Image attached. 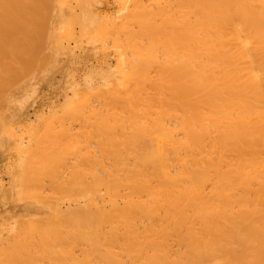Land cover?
<instances>
[{
    "label": "bare ground",
    "instance_id": "bare-ground-1",
    "mask_svg": "<svg viewBox=\"0 0 264 264\" xmlns=\"http://www.w3.org/2000/svg\"><path fill=\"white\" fill-rule=\"evenodd\" d=\"M54 1L0 0V98L5 96L8 89L10 91L13 84L16 85L17 81L19 83V78H22L19 75L24 77V75L28 73L24 72L29 69V67H31L30 71H32V64L35 63V60H40L41 57L39 56L40 58H38V49L41 48L38 47L35 53V43L38 42L40 44L39 40L45 38L48 34L51 35L52 33L60 32L61 27L56 28V26L62 23L63 18L61 15L54 17L55 9H51L55 3ZM99 1L101 0H98V2ZM124 1L125 0H123L121 6V2H119V6L117 7L119 10H115L116 14L118 13L117 17L113 15L114 19H111L109 18L111 14L106 13L110 15L107 16V19L106 17L103 19L97 14L95 15L98 17H91L92 10L89 9L91 5L89 1L77 0L82 11L76 17H71L68 21L65 20V23H63V26L66 25L63 30V35L66 36V38L68 37L71 39L72 34H76V29L72 28V24L77 22L74 25H78V31L81 36L83 34V36L87 35L89 37L87 38L86 36V40L92 38L97 44H100L99 41L102 40L100 42L104 47L103 51H107L108 49L105 50V47H108L114 41L115 44L113 42V44H111L112 47L114 45V49L117 46L122 49H120L122 54L119 58L121 59V57L125 55V63L131 67L132 73L129 84L126 86L123 84L125 87H118L119 85L113 79L115 83H113V81L110 83L114 84V90H112L113 88H109V90L101 89L102 91L99 92L97 96L99 95V97H102V102L99 101L100 99H98V103H94L97 102V99L94 102L91 101V104L94 106L90 105L92 108L89 107L91 108L89 109L91 113L87 108L89 105L87 106L86 104L90 102L88 100L87 102L85 101L86 103L84 102L82 104V101L80 102L78 99L81 105L78 104L79 106H76H78L77 108L80 107L79 109L81 110H77L76 106L74 107V109L77 110V117L84 118L81 120L86 121L85 117L88 116L86 118L90 119L91 122L82 121L84 124H81H87L86 126L89 124L90 126L92 123L94 125V128H91L92 131L97 129L95 124L96 121H100V131H96L98 135L93 132L94 135H100L99 138L95 135L90 139L89 137L92 136V132L89 129L90 127L88 126L87 129L84 128L91 132L90 134L86 132V138L88 139L86 140H92L93 143L97 141L96 143L99 145L94 143L95 145H91V147L94 148V150L97 149L101 154V157L99 156L100 159L97 161L100 167L96 166L97 164L95 165L94 162L96 160H91L95 155L93 154V157V155L90 154V161L94 164H91L93 170H91V167L89 168H91V172L97 170L94 169L93 165L99 168V171L103 168L104 171H101V174L98 170L99 173L96 171L101 177L102 173H105L103 178H99L100 176L96 174H92L94 177L92 178L95 179L97 176L98 180L96 179V181H98V184L95 182L97 186H105L108 190H112V197L109 196V202H99L103 195L99 196L100 200L97 199V196L105 193V190L103 193L100 192L101 194H98L99 191L97 192L96 190L95 199L92 197L95 191L94 193L92 191L93 194L90 193L92 196L88 193V196L90 195L93 199V201L91 200L86 203L89 205L88 207H79L82 204L77 203V206L79 205L77 209L73 208V210H70L72 208L70 206V211L68 210L66 213L63 212L64 214L62 217L67 219L65 222H68V227H66V229L62 227L64 231H62L53 220L48 221L47 225L46 223L42 225L44 227L40 225L44 223L43 221V223H38L41 221H36L37 224L35 223L36 225L31 227L34 234L30 235L31 238L29 237V239L33 241L31 243L32 246L35 247L40 244V246L44 247L45 245L50 252V254L46 252V254L48 253L49 255L48 258L52 260L50 264H264V0H172L175 1L174 3H172L171 0H126L127 3L130 1V3H132V6L130 4V8L127 9L125 6L127 3H124ZM101 2L99 3L101 4ZM61 3H63V1ZM116 4L118 5V3ZM169 5L171 9H168ZM51 10H53V13ZM171 10L174 12L172 13ZM104 13L105 12H103V14ZM67 15L69 16V14ZM108 19L111 20V22L114 21V26L110 28V30H107L106 23H104L109 22ZM108 24L111 25V23ZM38 37H40V39ZM82 40L84 41L83 38ZM44 41L46 40L43 39V44L41 43L43 45V47L41 45L42 48H44ZM107 41L110 44L105 46L107 45ZM96 48L100 49L99 46ZM118 48L116 49L118 50ZM48 51L47 53L50 58ZM45 53L46 52H44V54ZM97 53L95 54L93 52L91 54L97 55ZM36 54L38 55L36 56ZM118 54H120V52ZM73 57L75 56L73 55ZM102 57L104 58L103 55ZM112 57L113 55L111 59H114ZM36 58H38V60ZM44 59L46 60L47 58ZM116 60L117 62L114 61L116 64L118 62H120L119 64H121V62L123 64V61ZM61 62H63V60ZM42 63L43 62H40V64ZM108 64L104 63L101 65H105L106 67ZM35 65L37 66L36 63ZM91 65L92 63L90 66ZM94 65L96 66L97 64ZM110 65L107 67H110ZM47 66L48 65H46V67ZM119 66L118 64L116 65L117 69ZM121 67L122 65L120 68ZM38 68L41 69V67ZM38 68L36 73L40 74L43 68L39 73L38 71L40 69ZM74 69L75 67L73 71ZM105 70H110V73L112 72L111 67L103 71L105 72ZM122 70L123 69H121V71ZM30 71L29 73H31ZM75 71L73 72L74 75H76ZM94 71L95 73L97 72V70H93V72ZM110 75L112 76L113 74L111 73ZM26 76H28V74ZM101 76L103 77L102 72ZM106 76L107 75H105V77ZM69 77L70 76H68V78ZM34 78L36 79V77ZM39 78L37 77V79ZM94 79L96 78L94 77ZM21 80L20 82H22ZM69 80H73V78H69ZM87 80H90V82H88L89 84L93 82L91 79ZM102 81L104 82V80L101 79L100 84L103 83ZM70 83L68 84H73ZM80 83L82 84V82ZM88 83L85 85L88 86ZM68 84L65 83V86ZM96 84L98 83L96 82ZM104 84L107 85L106 83ZM59 86L58 89H60ZM69 90L68 87V91L66 90V92H69ZM77 95L83 97V91L79 90ZM63 96L61 95V97ZM91 96L89 95L90 98H92ZM82 97L80 98L82 99ZM58 101L60 100L58 99ZM1 102L0 111L5 108H2L3 102L6 104L7 101L3 100ZM57 103L58 102H56V104ZM99 103L102 104L97 107ZM65 104L67 103H64V105ZM64 105L61 107L58 105L57 107L62 108ZM43 107H45L44 104ZM49 108H53V103ZM85 108H87V110ZM43 109L44 108H42V110ZM54 109L56 110L55 106ZM30 110H32V107ZM67 110H70L69 113L67 111H62V113L60 110L62 115L60 116V114H58L60 118L65 114L63 118L60 119L57 117L58 115L55 117V119L58 118L57 121L60 119V122H57L53 118V120L56 121V125L54 124L55 127L58 126L57 123L59 125H64V120L66 121V118L70 120L72 116V124H70L72 128H74L72 120H74L73 117L75 116L73 115H75V112L69 115L73 108ZM82 111L83 113L88 111L87 114L90 113V115L84 114L85 117H82ZM56 113L59 112L57 111ZM92 113H94L93 115H97L96 118L91 115ZM0 114L2 115L1 112ZM66 114L68 117H66ZM4 115L10 117L9 113H5ZM44 115L46 116V114ZM55 115L52 116L54 117ZM92 117L96 119L95 123H93L95 119ZM78 118L77 120H79ZM32 120L34 121V119ZM69 122H66V124ZM104 122L109 125L113 124L114 128L105 127ZM75 124L80 127V123L75 122ZM45 125L48 126L47 128L50 133L46 136L48 130L44 129L47 130V132L44 131V133H41L43 135H41L42 137L39 141H36V149H34V147V151L33 149L31 150L35 153H30L31 156L23 161L26 165L28 160L27 168L23 165L24 170H27H22L27 172L30 177L38 171L43 177V180H46L44 178L45 175L50 176V174L53 175L54 173L56 177V174H63L62 172L65 171L64 175L60 177L64 179L65 175L68 176L66 171L68 173V169H70L72 172L73 170L71 168L73 167L71 166L75 167V165L78 164L79 170L78 168L76 169L78 175L76 176L74 171L70 176L72 179L74 177L75 182L79 185H76L74 182L71 183L70 180L72 181V179L68 177L69 181H65L66 186L65 184L62 185L65 189L58 185V182L62 183L64 182L63 180H57V183L54 184L56 178L52 180L54 181L52 183L53 185H50L52 182L51 179H47L46 181H50V184L48 185V183H45L47 186H43V180L39 179L42 178L40 175L39 177L32 176L33 178H29V176H27L28 178H26V173L24 178L23 173L21 177L25 180L23 179L22 184L26 182L23 189L24 193L30 192L31 189L34 188L36 190L34 192L32 191L31 195L30 193H25L26 196L22 192L24 197L21 196L22 194H19L21 198H23L22 200L27 199L25 198L27 195H30L28 198H32L34 194H37L36 196L38 197V193L39 196L42 197L43 195L41 196L40 190L37 187H46L48 193L50 190V192L56 193L55 190L59 188L57 193L59 192V194L61 193L62 195L64 191L67 192L69 190L66 187L70 186V188H73L72 190L75 191V187L80 188V183L85 181V178L83 177V180L81 177L86 174L83 164H88L85 153H87L88 151L86 152V150L91 147L89 146V148L86 142L88 149H86L87 147L85 148V145L82 143L81 149H83V146L86 149H84L85 151L82 150L83 152L76 150L77 148H70V146L75 147L76 144L77 146L81 144L77 142L78 140H74L73 136H71L72 134L69 133L72 130L69 124H67L71 128L69 130L65 129V125H61L64 129L58 126L61 128L59 129L61 132L57 129H55L57 131L53 130L55 127L52 126L51 122H49V125ZM50 126L53 127V131L57 132V135L50 130L52 128ZM78 126L76 128H78ZM83 127L84 126H81L80 130H82L81 128ZM66 128H68V126H66ZM15 129H12L14 133ZM25 129H27V126ZM78 130L79 128L77 131ZM80 130L78 131L80 133L77 135V139L83 136L80 134L84 132L81 133L83 130ZM18 131L20 132V130ZM33 131L34 130H32V132ZM63 131L66 132L64 133ZM75 131L76 130H72L71 133L73 132L76 135L78 132ZM34 134L35 133H33L31 137H33ZM66 135L67 137L69 136V141H66ZM155 135H158L157 138H160V142L157 151L154 153V148L151 150V144H149V142H152L153 136ZM24 138L26 137L24 136ZM63 138H65V141H63ZM71 138H73V143L75 142L76 144L74 143L73 145ZM33 143L35 144V142ZM33 145L31 146L33 147ZM96 145L98 148H96ZM14 147L19 148L17 145ZM20 148L19 150L21 151L23 147ZM67 150L72 152H67ZM73 150H76V153L79 151V154H81L80 156L77 155L79 158L81 156V158H83L84 156V160L80 158L75 164L74 162L78 160L77 155H71L72 157H70L69 154H74L75 152H73ZM92 150L89 151L92 153ZM8 152L7 150L6 153ZM113 152V163H111V160L110 162L109 160H107L108 162H100L106 158L109 159ZM18 153L16 152L14 154L19 155L18 158L20 159L21 156ZM24 153L26 155V152ZM82 153L85 155H82ZM28 154L29 153H27L26 156H28ZM66 154L69 156H66ZM104 156H106V158ZM66 157H68V161ZM69 157L71 159H69ZM69 160L70 162L73 160L70 164L71 166L69 165L70 168L67 164L70 163ZM85 160L87 161L83 162ZM80 161H82L83 164ZM17 162L19 163V160H16L15 164H17ZM72 163L74 165H72ZM62 164L67 165V167L65 169L62 168L63 171L61 170L62 172L60 171V173H57L58 165L62 166ZM49 165H52V167ZM47 166L50 168L48 169ZM80 166L82 169L84 168L83 171H80ZM11 167L10 165V168ZM50 170L54 172L52 171L51 173ZM77 177H79L80 180L82 178V180H76ZM88 177L87 175V178ZM28 179L31 180L29 181ZM32 179H34V181ZM35 180L38 181L36 182ZM87 180L91 183V179L89 180L88 178ZM93 181L91 184H94ZM85 182L84 184L87 183ZM5 183L7 184L6 181ZM90 183L86 185L93 188L94 185L92 186ZM22 184L19 187H21ZM36 184L38 186H36ZM41 184H43L42 187ZM56 184L58 185L57 188ZM73 184L76 186H73ZM86 185L84 186L86 187ZM79 188L78 190L80 191ZM8 189H6L5 194L7 200L9 197L11 198V195L9 197L7 196L8 191H10V194L12 192L10 190V185ZM43 190L46 194V190ZM67 193L71 194V191ZM74 193L75 192H73V194ZM63 195L65 194L63 193ZM77 195H79V193ZM85 195L84 193H82L84 197L79 195L80 199L81 197L87 199L88 197ZM49 196H51V193L45 197L47 198ZM71 196L70 198H72ZM90 196L87 200L91 198ZM53 197L52 195L49 198L53 199ZM13 198L15 199V197ZM43 199L45 200L44 196L41 201L44 205L45 202ZM51 199L47 200L51 201ZM56 199H58V197ZM66 199L69 200V197L67 196ZM80 199L78 200L80 201ZM120 199L124 201L122 206L117 204V200ZM67 200L63 202L67 203ZM73 201L72 198L71 201L68 202L72 204ZM24 203H21V207ZM101 203L104 205H101ZM39 205H41V203H39ZM57 205L60 204L58 203ZM6 206L3 207L4 209L2 208L3 211L6 209ZM67 206H69V204ZM67 206L65 205L64 207ZM28 208L29 207H27V209ZM46 209L48 208L46 207ZM54 209H56V207L53 208V210ZM30 221L33 222L32 219ZM30 221L27 220V222L33 224ZM15 222H13L14 225ZM27 222L25 223L24 221L25 225L28 226ZM10 224L11 223H9V225ZM18 224H16V226H18ZM9 225L8 227H10ZM25 225L21 227H27ZM55 225L58 228L56 232H53L51 229L52 226ZM4 227L5 226L2 225L0 229L3 230ZM58 230L60 231L58 232ZM20 231H22V228ZM25 231H22L24 233H21L20 236L26 235ZM16 232L17 231H15L16 235L14 239L19 235V232ZM10 233H6V235ZM65 233L66 235L68 233V235L75 236L82 240V242L81 240L79 241L88 253L86 258H82L80 255L79 258L78 256L74 257L75 255L71 257V254L69 251L67 252L65 246L69 244L70 247H72V245L77 244L78 241L74 243L75 241L73 242L72 240L75 239L69 238L72 243L69 242ZM61 234L63 235L61 236ZM13 235L12 233V236ZM3 236L5 235H2V237ZM7 236L10 237V235ZM59 236L62 238H59ZM63 236H66L64 238H67L65 240L67 242L64 241ZM6 237L5 239L7 240ZM21 237H17L16 240L12 238V240L16 243L18 239V243L22 244V248L24 249L23 243L26 246L27 244L24 241L25 239L23 240L24 237ZM19 238L22 239V242H20ZM5 239L1 240L0 238V245ZM12 240L11 245H9L10 241L6 242L10 247L7 245L4 246L3 244L2 247H0V250H2L3 246L5 247L0 254H4L3 252H5L6 255L7 253L3 258L4 260L0 257V264H24L25 262L27 264H34L35 262L36 264L38 262L34 260L38 258L34 255L37 249H35V253L31 250L33 248H29L32 252H29L28 249L25 251L24 249L25 253H28V257L31 253L34 255L24 259L27 255H25L23 250H19L18 252V246L20 245L17 243L15 244ZM48 240L50 242H48ZM49 245L52 247L50 246V248ZM69 245L67 246L69 247ZM42 247H40V252L46 249ZM63 247L65 249H62ZM79 247L80 245L78 248ZM81 247V250L78 248L75 250L78 249L79 252H81L83 251ZM71 250L73 251V248ZM86 251L84 250V253ZM21 252L23 256L25 255L24 258L20 256L22 255ZM40 252H37V254L39 253L40 255ZM46 256L47 255H45V257ZM59 257L62 260L59 259ZM31 261H33V263H30ZM39 263H42V261Z\"/></svg>",
    "mask_w": 264,
    "mask_h": 264
},
{
    "label": "rangeland",
    "instance_id": "rangeland-1",
    "mask_svg": "<svg viewBox=\"0 0 264 264\" xmlns=\"http://www.w3.org/2000/svg\"><path fill=\"white\" fill-rule=\"evenodd\" d=\"M54 1V0H53ZM63 1V3H61ZM85 1H89L90 2V6H89V9L90 10H92L91 11V14H92V16L91 17H94V16H99L100 18H103V19H105V17H106V19L108 18L107 16H109L110 14V16H109V18H111V19H114V17H117V14H116V9H118L117 7L119 6V2H121L120 3V6L123 4V0H108V1H106V0H101V1H99V2H101V4L98 2V0H95V1H93V0H85ZM106 1V2H105ZM112 1H113V3H115L116 1V3H118V5L115 3V4H113L112 3ZM115 1V2H114ZM168 1V0H167ZM172 1V0H171ZM55 3H54V5H53V8H51V9H55L54 10V12H55V14H54V17L55 16H58V15H61L62 16V18H63V21H62V23L60 24V25H58V26H56V28L57 27H61V29H60V32H58V33H52L51 35L50 34H48L45 38H43L44 40H46V41H44V48H42L43 47V39L41 38V40H39V42H40V44L38 43V42H36L35 43V53H36V50L38 49V47H40L41 49H38V54H36V56L38 55V58H40V60H44V61H40V60H38V58H36L38 61H36L35 60V63L37 64V66L35 65V63L34 64H32L33 66H34V68H33V66H32V71H30L31 70V67H29V69H27L24 73H26V72H28V73H26L25 75H24V77H26V78H24L22 75H19L20 77H22V78H19L22 82H20V80H19V83H18V81H17V84L15 85V84H13L12 85V87L10 88V91H9V89H8V91H6V94H5V96H2V98H0V102L1 101H7L6 102V104L3 102V104H2V108L3 107H5V108H3L0 112L2 113V115L0 114V186H2V187H0V209H1V211H2V213H1V211H0V226H1V228H2V225L3 226H5L4 228L5 229H7V230H5L4 228H3V230L2 229H0V234H2V235H5V236H3L2 237V235H0V238H1V240L2 239H5V237L7 236V235H10V237L9 236H7L6 238H7V240L5 239V240H3L2 241V244L5 246V245H7V243L6 242H9L8 244L9 245H11V240H12V238L14 239V236L16 235L15 234V231H17V232H19L18 234L19 235H17L16 237H15V239L14 240H16V238L17 237H21V238H23V240L25 241V243L27 244V246L26 245H24V243H23V246L25 247L24 249H25V251H26V249H28L29 250V252H32L33 251V253H35L34 251H35V249H37V252H40V247H42V246H40V244L38 245V246H32V242L33 241H31L32 239H29V237H30V235L31 234H34V231L31 229V227L32 226H34V225H36L37 224V222L36 221H41V222H38V223H43V224H40L41 226L42 225H44L45 223H46V225H47V222L48 221H51V220H53V221H55L56 223H57V226L62 230V231H64L63 229H62V227L64 228V229H66V227H68V222H65L67 219L66 218H64V217H62L63 216V214L64 213H66V212H68V210L70 209V210H73V208L74 209H77L78 208V206H77V203H79V204H82L81 206H79V207H84V206H86V207H88L89 205L88 204H86V203H88V201H93V199H92V197L94 198V197H96V190H97V192H98V194H101L100 192H105V193H103V194H101V195H98L97 196V199H99L100 197L99 196H102V199L99 201V202H104V201H106V202H109V196L110 197H112L111 196V192H112V190L110 191V190H108L105 186H97V182L98 181H96V179L98 180V177L96 176V178L95 179H93L94 177L92 176V174L94 175V174H96V175H98V173L100 172V174H101V171L103 172L104 170H103V168H101L100 170L101 171H99V168H96L95 167V165L96 166H99V164L97 163V161H98V159H100L99 158V156L101 157V154L98 152V150L96 149V148H98V146L96 145V150H94V148H92L91 147V145H95V144H98V143H96L97 141L96 140H94V141H96V142H94L93 143V141L92 140H89V141H87L88 139L86 138L87 137V135H86V132H88L87 134H90L91 132H92V136H90L89 138L91 139L92 137H94L97 133H96V131H100L99 130V127H100V121H96V116L97 115H93L94 113H92L91 115L92 116H94V117H92V118H94L92 121H93V123H95V121H96V127H97V129H94L93 131H92V129L94 128V125L91 123L90 124V126H89V124H88V126L90 127L89 129L91 130V132H90V130L89 131H87V130H85V129H87L88 128V126H86V125H82V124H84V123H82V121L83 122H91L90 121V119H88V118H86V117H88V116H86L85 117V115L84 114H86V115H90V113H91V111H89V109H91L92 107L91 106H93V104H91L92 102H94V101H96V99H97V102H94V103H98V99H100L99 101H101L102 102V100H101V96L99 97V95L97 96V94L99 93V92H101L102 90H109V88L110 89H112V90H114V84H111L112 82L111 81H113V83H115V81H116V83L119 85L118 87H120V86H123V87H125L127 84H129V79H130V76H131V73H132V71H131V67L130 66H128V65H126L127 63H125L126 61H125V59H126V57H125V55H123V57H121V59L119 58L120 56H121V54H122V51H120V49L121 48H118V46L116 47V48H118V50L115 48H113V47H115L114 45H113V47H112V45L111 44H113V42L110 44L108 41H107V45H105V46H108L109 44V46L108 47H105V50H107V51H103V46L101 45L102 43L100 42V41H102V40H100L99 41V43L100 44H97V42L93 39L92 40V38H90V39H87L86 40V36L87 35H84L83 36V34H82V36L80 35V33H79V31H78V25H74L75 23H77V22H75L74 24H72V28H74V29H76L75 30V33L77 34H72V37H71V39L70 38H66V36H64L63 35V30L65 29L64 27L66 26H63V23H65L64 21L66 20V21H68L71 17H76L81 11H82V8L80 7V5H79V3L77 2V0H55L54 1ZM131 2V1H130ZM127 3L126 2V0L124 1V3H127V5L125 4V6H126V9L127 8H130L129 6H130V4H131V6H132V3ZM175 1H172V3H174ZM94 3V4H93ZM106 3V4H105ZM172 3H170V4H172ZM56 4V5H55ZM69 4V5H68ZM99 4H100V7H99ZM63 5V6H62ZM110 5H111V7H110ZM173 5V4H172ZM55 6V7H54ZM78 6V7H77ZM105 6V7H104ZM107 6V7H106ZM109 6V7H108ZM125 6L123 5V7L125 8ZM94 8H96V9H94ZM119 8H121V7H119ZM132 8V7H131ZM171 9V7H170V5H169V7H168V9ZM99 9V10H98ZM105 9V10H104ZM172 9H173V6H172ZM53 10H51L52 11V13H53ZM79 10V11H78ZM115 11V12H113V11ZM119 10V9H118ZM117 10V11H118ZM129 10V9H128ZM127 10V11H128ZM57 11H58V13H57ZM60 11H62V12H60ZM63 11H64V13H63ZM100 13H99V12ZM111 11V12H110ZM172 11V13L174 12L173 10H171ZM93 12H95V13H93ZM99 14H98V13ZM103 12H105L104 14H103ZM102 13V14H101ZM106 13H110V14H106ZM57 14V15H56ZM67 14H69V16L67 15ZM95 14H97V15H95ZM63 15H64V17H63ZM113 15H114V17H113ZM97 16V17H98ZM109 20V19H108ZM102 22H104V21H102ZM104 23H106V26H107V30H110V28H112L114 25V21H112L111 22V20H109V22H104ZM108 23H111V25L110 24H108ZM53 25V24H52ZM108 26H110V27H108ZM70 27H71V25H70ZM73 32V31H72ZM67 34V33H66ZM53 35V36H52ZM50 37V38H49ZM85 37V38H84ZM39 39H40V37H38ZM47 38V39H46ZM73 38V39H72ZM82 38L84 39V41L82 40ZM87 38H89L88 36H87ZM59 40V41H58ZM62 40V41H61ZM85 40H86V42H85ZM114 40V39H113ZM42 41V42H41ZM61 41V42H60ZM91 41V42H90ZM112 41V40H111ZM53 42V43H52ZM65 42V43H64ZM70 42V43H69ZM84 42V43H83ZM38 43V44H37ZM42 43V44H41ZM62 43V44H61ZM64 43V44H63ZM92 43V44H91ZM96 43V44H95ZM94 44V45H93ZM106 44V43H105ZM114 44H115V42H114ZM41 45H42V47H41ZM54 45V46H53ZM80 45V46H79ZM87 45V46H86ZM92 45V46H91ZM76 46V47H75ZM100 47V49L98 48H96V47ZM52 47V48H51ZM90 48V50H96V51H90L89 50V48ZM102 47V48H101ZM50 48H51V50H50ZM88 48V49H87ZM64 49V50H63ZM79 49H80V51H79ZM87 49V50H86ZM110 49V50H109ZM113 49V50H112ZM43 50V51H42ZM49 52V55H50V58H49V56H48V53H47V51ZM70 50H71V52H70ZM85 50V51H84ZM99 50V51H98ZM122 50V49H121ZM40 51V52H39ZM83 51V52H82ZM112 51V52H111ZM114 51V52H113ZM42 52V53H41ZM44 52H46L45 54H44ZM74 52H75V54H74ZM79 52V53H78ZM97 53V55H94V54H91V53ZM120 52V54H118ZM41 53V54H40ZM64 53V54H63ZM83 53V54H82ZM113 53H115V54H113ZM86 54V55H85ZM45 55V56H44ZM73 55L75 56V57H73ZM83 55V56H82ZM88 55V56H87ZM102 55L104 56V58L102 57ZM113 55V57L112 58H114V59H111V56ZM119 55V56H118ZM40 56V57H39ZM101 56V57H100ZM60 57H62V58H60ZM96 57V58H95ZM44 58H47L46 60L44 59ZM49 58V59H48ZM74 58V59H73ZM88 60H87V59ZM95 58V59H94ZM103 59V60H102ZM106 59V60H105ZM110 59V60H109ZM116 59H118V61H123V64H122V62H121V64H119L120 62H118L117 64H118V66L120 65H122V67L120 68V66H119V68L117 69V67H116V62H117V60ZM51 60V61H50ZM63 60V62H61ZM99 60V61H98ZM75 61H76V63H75ZM86 61V62H85ZM92 61V62H91ZM102 61V62H101ZM114 61H116V62H114ZM40 62H43L42 64H40ZM50 62V63H49ZM88 62V63H87ZM97 62V63H96ZM110 62V63H109ZM49 63V64H48ZM92 63V65L90 66V64ZM108 64V65H110V67H111V70H112V76L110 75L111 73H110V70H105V72L103 71L104 69H110V67H107L108 65H106V67H105V65H101V64ZM113 63V64H112ZM44 64H46V65H48L47 67H46V65H44ZM70 64V65H69ZM73 64V65H72ZM94 64H97L96 66L94 65ZM41 65V66H40ZM45 67H44V66ZM86 65V66H85ZM89 65V66H88ZM124 65V66H123ZM44 68H43V67ZM76 66H78V67H76ZM98 66H100V67H98ZM35 67H36V69H35ZM38 67H41V69H42V71H41V69L40 68H38ZM75 67V69H74V71H75V74L76 75H74V71H73V68ZM94 67V68H93ZM103 67V68H102ZM116 67V68H115ZM37 68L38 69H40L39 71H38V73L40 72V74H37L36 73V70H37ZM57 68V69H56ZM88 68V69H87ZM90 68V69H89ZM93 68V69H92ZM99 68H102V69H99ZM115 68V69H114ZM126 68V69H125ZM47 69H49V70H47ZM80 69V70H79ZM119 69H120V71H119ZM121 69H123L122 71H121ZM31 72V73H29V71ZM93 70H97V72H98V74H97V72L95 73V71L93 72ZM116 70V71H115ZM63 71V72H62ZM69 71V72H68ZM71 71H73V72H71ZM53 72V73H52ZM65 72V73H64ZM80 72V73H79ZM101 72H102V75H103V77L101 76ZM24 73H21V74H24ZM70 75H69V74ZM72 73V74H71ZM94 73H95V75H94ZM99 73H100V75H99ZM106 73V74H105ZM109 75H108V74ZM119 73V74H118ZM28 74V76H26ZM35 74H36V76H35ZM54 74V75H53ZM67 76H66V75ZM115 74V75H114ZM127 74V75H126ZM129 74V75H128ZM38 75V76H37ZM41 75V76H40ZM64 75H65V77H64ZM72 75V76H71ZM101 76V77H99V76ZM105 75H107L106 77H105ZM125 75V76H124ZM68 76H70L69 78L70 79H72L73 78V80H69V78H68ZM76 76V77H75ZM121 76H124V77H121ZM34 77H36V79L34 78ZM37 77L39 78V79H37ZM64 77V78H63ZM66 77H67V79H66ZM94 77L97 79V81H96V79H94ZM23 78H24V81H23ZM64 80H63V79ZM100 78V79H99ZM104 78V79H103ZM119 78V79H118ZM78 79V80H77ZM87 79H91V81H93L91 84H89L88 82H90V80H87ZM104 80V82L102 83V84H100L101 82H100V80ZM115 81H114V80ZM117 79V80H116ZM33 80V81H32ZM37 80V81H36ZM51 80V81H50ZM55 80V81H54ZM58 80V81H57ZM79 80H81V81H79ZM98 83V84H96V82ZM99 80V81H98ZM27 81V82H26ZM36 81V82H35ZM74 81V82H73ZM75 81H77V82H75ZM87 81V82H86ZM107 81V82H106ZM28 82H29V84H28ZM53 82H54V84H53ZM59 82H61V83H59ZM73 83V84H71V83ZM80 82H82V84L80 83ZM88 83V86L87 85H85L86 83ZM111 82V83H110ZM121 82V83H120ZM16 83V82H15ZM65 83L66 84H68V83H70L71 85H66L65 86ZM75 83V84H74ZM85 83V84H84ZM104 83H106L107 85H105ZM49 84V85H48ZM64 84V85H63ZM100 84V85H99ZM109 84V85H108ZM125 86H124V85ZM24 87H23V86ZM43 85V86H42ZM60 85V86H59ZM85 85V86H84ZM92 85V86H91ZM95 85H96V87H95ZM17 86H19V87H17ZM58 86H59V88L60 89H58ZM90 86V87H89ZM110 86H112V87H110ZM15 87V88H14ZM53 87V88H52ZM68 87H69V92H66V90L68 91ZM105 87V88H104ZM23 88V89H22ZM41 88V89H40ZM43 88V89H42ZM66 88V89H65ZM77 88H79V89H77ZM88 88V89H87ZM50 89H52V90H50ZM61 89H63V90H61ZM65 89V90H64ZM102 89V90H101ZM16 90V91H15ZM33 90V91H32ZM48 90V91H47ZM61 90V91H60ZM79 90H82L83 91V94H84V96L82 97V96H80V95H77L78 94V92H79ZM46 91V92H45ZM20 92V93H19ZM31 92V93H30ZM42 92V93H41ZM50 92V93H49ZM52 92V93H51ZM63 92V93H62ZM65 92V93H64ZM44 93V94H43ZM47 93V94H46ZM54 93V94H53ZM71 93V94H70ZM40 94H42V95H40ZM73 94V95H72ZM85 94H89L92 98H90L89 97V95L87 96V95H85ZM21 95V96H20ZM27 95V96H26ZM29 95V96H28ZM40 95V96H39ZM46 95H49V96H46ZM54 95V96H53ZM61 95L63 96V97H61ZM97 97H99V98H97ZM19 96V97H18ZM42 96H43V98H42ZM66 96V97H65ZM73 96V97H72ZM76 96V97H75ZM77 96H78V98H77ZM96 97V98H94V97ZM4 97V98H3ZM47 97V98H46ZM61 97V98H60ZM71 97H72V99H74V100H72L71 99ZM80 97H82V99H84V100H82ZM84 97H86V98H84ZM21 98V99H20ZM40 98H41V100H40ZM51 98V99H50ZM53 98V99H52ZM70 98V99H69ZM77 98V99H76ZM92 99V100H89V99ZM10 99V100H9ZM44 99V100H43ZM48 99V100H47ZM58 99L60 100V101H58ZM64 99V100H63ZM70 100V101H67V100ZM76 99V100H75ZM78 99H79V101L81 102L82 101V104L86 101L87 102V100L88 101H90V102H85L86 104H87V108H88V111L90 112L89 114H87L88 113V111L87 112H84L83 113V111H82V117H85V119H86V121L85 120H81V119H84V118H78L77 117V115H76V112H77V110L80 108H77L79 105H81L80 104V102L78 101ZM95 99V100H94ZM21 100V101H20ZM40 100V101H39ZM42 100H43V102H42ZM47 100V101H46ZM53 100V101H52ZM58 102L57 104H56V102ZM67 101V102H66ZM92 101V102H91ZM10 102H13V103H10ZM17 102H19V103H17ZM41 102V103H40ZM49 102V103H48ZM62 102V103H61ZM2 103V102H1ZM52 103H53V108H49L51 105H52ZM64 103H67V104H65L64 105ZM72 103V104H71ZM73 103H74V105H73ZM89 103V104H88ZM40 104V105H39ZM43 104H44V106L45 107H43ZM56 104V105H55ZM79 104V105H78ZM102 104V103H101ZM101 104L99 103V105L97 106V107H99V106H101ZM6 105V106H5ZM62 106V105H64L62 108H60V107H57V106ZM70 105H71V107H70ZM76 105H78V106H76ZM91 105V106H90ZM42 106V107H41ZM54 106H55V108H56V110L54 109ZM76 106V109L77 110H75L74 109V107ZM86 106V105H85ZM9 107H11V108H9ZM32 107V110H30V108ZM38 107V108H37ZM67 107V108H66ZM89 107H91V108H89ZM94 107V106H93ZM42 108H44L43 110H42ZM57 108H58V110H57ZM72 109L73 108V110H72V112L69 114V115H71L73 112H75L74 114L75 115H73V116H75V117H73V119L75 120H72V122H73V127L74 128H72V126H71V117H70V120H68V118H66L67 120L65 121L64 120V125L66 124V122H69V123H67V124H69L70 126H71V128H72V130L74 131V130H76L75 132H78L79 130H80V127L81 126H84L83 128H81L82 130H80V131H82L81 133H83V134H80V135H83V136H81V138L82 137H84L83 139H81V138H79V139H77V135L80 133V132H78V133H76V135H75V133H71V131L69 132V131H67V132H69L70 134H72L71 136H73V138H74V140H78L77 142H80V144H78V145H80V146H77V144H76V146L75 147H72V146H70V148H77L76 150H79V151H81V152H83V151H85L86 149H88V147L90 148V149H88V150H86V152L87 153H82V155H85V158H87L88 159V164L86 165L85 163L83 164V162H86L87 160H85V161H80L84 166H85V175H84V173L82 172V174L84 175V176H81L82 178L84 177L85 178V181L87 182L88 180V178H89V180L91 181V183H92V181H93V183L94 184H91L89 181L86 183L85 181H83L82 183H80L81 185H80V191L78 190V188H76L75 187V191L74 190H72L73 188H70V186L69 187H66L67 189H69L70 191H71V194L70 193H67V192H70L69 190L67 191V192H65L64 190V194L65 195H63V193H62V195H61V193L59 194V192L57 193V190L59 189H56L55 190V192L57 193H54V192H50L49 191V193H48V189H46V187H43V188H39V187H37L39 190H40V194H41V196L43 195L44 196V198H45V200L43 199V201L45 202L44 203V205H43V202H41L42 201V197H40L39 196V193H38V197H40V198H38L36 195L37 194H34V196H32V198H28V196L30 197V195H31V192L33 191H35L36 189L34 188V189H31V191L30 192H25L26 194H29L30 193V195H27V197H25V198H27V199H24V200H22L23 198H21V196H23V194H25L24 193V191H23V189H24V186H25V184H26V182H25V184L23 183L22 184V182H23V179L26 177V178H28L27 176H29V178H33L34 176L36 177H39V175H40V173L37 171V173L35 172V174H33L31 177H30V175L27 173V172H24L25 170H27V169H25L24 170V167H23V165H25L24 163H23V161L24 160H26V158L28 159V157L29 156H31V154H33V153H35V152H33L34 151V149H36V141H39L40 139H41V135H43V134H41V133H44V131H46L47 132V130H48V126H46L45 124H47V125H49V122H51V124H52V126H54L55 127V123H56V121L58 120V118L57 119H55V117L58 115V114H60V116L62 115V113L63 112H68L69 113V111L70 110H67V109ZM81 108H82V106H81ZM87 108H85L86 110H87ZM95 108H96V106H95ZM39 109V110H38ZM55 111H54V110ZM62 109H64V110H62ZM83 109V108H82ZM16 110V111H15ZM47 110V111H46ZM60 110H61V112H60ZM79 110H81V109H79ZM3 111V112H2ZM49 111H50V113H49ZM59 112V113H56V112ZM30 112V113H29ZM34 112V113H33ZM81 112V111H80ZM7 114V113H9V115H10V117L8 116H6V115H4V114ZM27 113H29V114H27ZM34 115H33V114ZM44 114H46V116L44 115ZM48 114V115H47ZM50 114H52V115H55L54 117L52 116V115H50ZM33 115V116H32ZM64 115L65 114H63V116L61 117V118H63L64 117ZM67 115V114H66ZM79 115V114H78ZM80 115H81V113H80ZM5 116H6V118H5ZM43 116V117H42ZM51 116V117H50ZM57 117H59V115L57 116ZM66 117H68V115L66 116ZM3 118V119H2ZM50 118V119H49ZM53 118L56 120H53ZM60 118V117H59ZM60 118V119H61ZM77 118L79 119V120H77ZM91 118V119H92ZM30 119H31V121H30ZM32 119H34V121L32 120ZM46 119V120H45ZM52 119V120H51ZM60 119H59V121H57V122H60ZM88 119V120H87ZM20 120V121H19ZM43 120V121H42ZM98 120V119H97ZM54 121V122H53ZM63 121V120H62ZM61 121V122H62ZM77 121H79V122H77ZM6 122H7V124H8V126H7V124H6ZM43 122V123H42ZM75 122L76 123H80L79 125H80V127L77 125V124H75ZM3 123V124H2ZM71 123V124H70ZM82 123V124H81ZM98 123V124H97ZM55 124V125H54ZM65 125V129H71L70 127H69V125ZM104 124H105V122H104ZM6 127H5V126ZM57 125L60 127L61 125L62 126H64L63 124H61V125H59L58 123H57ZM78 126V128H79V130L77 131V129L78 128H76L77 126ZM98 125V126H97ZM26 126H27V129H25L26 128ZM30 126V127H29ZM35 126V127H34ZM52 126H50V127H52ZM58 126H56L54 129H53V127L50 129V127H49V129L51 130V131H53V130H55V129H57L59 132H61L59 129H61V128H59ZM61 126V127H62ZM66 126H68V128H66ZM92 126V127H91ZM105 127L107 126V127H109V128H114L113 126V124H105L104 125ZM8 127V128H7ZM15 127H16V129H17V131H16V129H15ZM7 128V129H6ZM19 128H21V129H19ZM35 128V129H34ZM85 128V129H84ZM92 128V129H91ZM12 129H15L14 131H15V133L12 131ZM44 129H47V130H44ZM53 129V130H52ZM62 129H64V127H62ZM5 130V131H4ZM18 130H20V132L18 131ZM31 130V131H30ZM32 130H34L33 132H32ZM35 130H36V132H35ZM42 130H43V132H42ZM57 130H55V131H57ZM24 131H26V132H24ZM55 131H53L55 134L57 133V132H55ZM65 131V132H66ZM4 132V133H3ZM6 132H7V134H6ZM12 132V133H11ZM31 132V133H30ZM40 132V133H39ZM64 132V131H63ZM62 132V133H63ZM64 132V133H65ZM93 132L94 133H96L95 135L93 134ZM17 133H18V135H17ZM29 133H30V135H29ZM33 133H35L34 135H33V137H31L32 136V134ZM50 132H49V130H48V133H46V136L49 134ZM100 133V132H99ZM13 134V135H12ZM24 134V135H23ZM27 134V135H26ZM70 134H68V135H70ZM21 135V136H20ZM57 135V134H56ZM62 135V134H61ZM80 135H79V137H80ZM98 135V134H97ZM96 135V137L97 138H99V136H97ZM24 136L26 137V138H24ZM29 136V137H28ZM60 136V135H59ZM70 136V137H71ZM157 136L158 135H155V136H153V139H152V142H149V144H151L150 145V147H151V150L153 149L154 151V153H155V151H157V149H158V147H159V142H160V138L158 139L157 138ZM62 137V136H61ZM66 137H67V135H66ZM65 137V138H66ZM69 137V136H68ZM67 137V140L66 141H69L70 139ZM7 138V139H6ZM24 138V139H23ZM37 138V139H36ZM58 138H60V137H58ZM65 138H63V141H65L64 139ZM73 138H71V142L73 143ZM1 139H2V142H1ZM28 139V140H27ZM31 139V140H30ZM60 139H62V138H60ZM87 139V140H86ZM95 139V138H94ZM4 140V141H3ZM159 140V141H158ZM26 141H27V143H26ZM62 141V140H61ZM84 141H85V143H84ZM23 142V143H22ZM28 142H29V144H28ZM33 142H35V144L33 143ZM88 144H90V145H88ZM90 142V143H89ZM99 142V141H98ZM2 143H3V145H2ZM18 143V144H17ZM20 143V144H19ZM35 145H33V144ZM37 143H39V142H37ZM74 143H73V145H74ZM82 143H83V145H85V148H84V146L82 147L83 149H81V146H82ZM23 144H25V145H23ZM86 144H87V146H86ZM17 145V147H19V148H15L14 146H16ZM31 145H33V147L31 146ZM99 145V144H98ZM153 145V146H152ZM158 145V146H157ZM20 147H23L22 148V150L20 151L19 149H21ZM29 147H30V150H29ZM32 147V148H31ZM35 147V148H34ZM80 149H79V148ZM34 148V149H33ZM33 149V151H31ZM71 149V150H72ZM85 149V150H84ZM93 149V150H92ZM7 150L9 151L8 153H6L7 152ZM14 150V151H13ZM16 150V151H15ZM19 150V151H18ZM69 150V149H68ZM67 150V152H72V151H68ZM76 150H73V152H75L74 154H71V153H69L70 154V157H72L71 155H79L80 156V154H79V151L76 153ZM83 150V151H82ZM92 150V153L90 152V151ZM29 151V152H28ZM18 153V154H20V159L18 158V156L19 155H17V154H14V153ZM24 152H26V155H27V153H31L30 155L28 154V156H26L25 155V153ZM94 152V153H93ZM6 153V154H5ZM96 153V154H95ZM22 154H23V156H25V157H23L22 156ZM68 154V153H67ZM66 154V156H69V155H67ZM90 154H94L95 155V157H94V155H93V157L94 158H91V156H90ZM77 155V161H75L74 163L76 164V162H78L79 161V159L82 157H80L79 158V156ZM88 155V156H87ZM114 152L112 153V155L109 157V159L108 158H106V156H104L106 159H104V160H102V158H101V160L102 161H100V162H108L107 160H109V162H110V160H111V163H113L112 161L114 160ZM69 157V159H71ZM16 158V159H15ZM23 158V159H22ZM68 157H66V159H67ZM75 158H76V156H75ZM90 158H91V160L92 159H94V160H96L94 163H95V165H93V167H94V169H97L96 171L98 172V173H96V171H94V172H91V170H93V168L91 167L92 165L91 164H94L92 161H90ZM66 159H65V161H66ZM81 159H83L84 160V156H83V158H81ZM14 160V161H13ZM16 160H19V163L17 162V164H15L16 163ZM93 160V161H94ZM106 160V161H105ZM67 161H68V159H67ZM66 161V162H67ZM73 160H71V162H72ZM90 161V162H89ZM27 162H28V160H27ZM27 162H26V165H25V167L27 166ZM69 162H70V160H69ZM71 162L70 163H67L68 164V166L71 164ZM6 163V164H5ZM80 163V164H81ZM12 166L11 168H10V165ZM105 164V163H104ZM109 164V163H108ZM72 165H74L73 163H72ZM82 165V166H83ZM106 165H107V163H106ZM13 166H15V167H13ZM49 166H51L52 167V165H49ZM54 166V165H53ZM63 166V167H62ZM62 166H60V165H58V170H59V168H60V170L58 171H56L57 173H60V171L62 170V168L63 169H65L66 167H67V165H63L62 164ZM71 166V165H70ZM70 166H69V168H70ZM57 167V166H56ZM56 167H55V170H56ZM71 167H73V168H71L73 171L71 172V170L70 169H68L69 171H68V173H67V171H66V174H68V176L67 175H65V177H64V179L63 178H60L61 177V175H64V172L65 171H61L63 174H56L57 176L55 177V174L53 173V175H51L50 174V176L48 175H45L44 176V178L47 180H50L51 179V181L54 179L55 180V178H56V181L54 182V181H52L51 182V184L49 183L50 181H46V180H43V177L40 175V177H42V178H39V179H41V180H43L42 182H43V184H41V187H42V185L43 186H47V184H45V183H48V185L50 184V185H53L52 183L54 182V184L55 183H57V180L58 181H61V180H63L64 182H58V185L59 186H61L62 187V185L63 184H65V186H66V180H68L69 181V178H71L72 179V177L70 176V175H72L71 173H73L74 171V174L77 176L78 175V173L76 172V169L78 168V170H79V165L78 164H76L75 165V167L74 166H71ZM89 167H91V168H89ZM100 167V166H99ZM15 169V170H13V169ZM27 168V167H26ZM45 168V167H44ZM47 168L49 169L50 167H48L47 166ZM54 168V167H53ZM52 168V169H53ZM75 168V169H74ZM24 171H23V170ZM80 171H83V169H82V167L80 166ZM91 169V170H90ZM13 170V171H12ZM89 172H88V171ZM10 171H12V172H10ZM53 171V170H52ZM52 171L50 170V172L52 173ZM80 171H79V173H80ZM4 172V173H3ZM47 172V171H46ZM54 172V171H53ZM23 173H24V175H23ZM27 173V174H26ZM77 173V174H76ZM4 174H5V176H4ZM15 174V175H14ZM25 174H26V176H25ZM48 174V173H47ZM74 174H73V176H74ZM105 174V173H104ZM104 174L102 173V177L100 176V175H98V176H100L99 178H103V176H104ZM10 175V176H9ZM23 175V177H21ZM80 175V174H79ZM87 175L89 176L88 178H87ZM8 176V177H7ZM6 177V178H5ZM17 177H19V178H17ZM67 177V178H66ZM69 177V178H68ZM93 177V178H92ZM22 178V179H21ZM58 178V179H57ZM82 178H81V180H82ZM84 178H83V180H84ZM4 179H6V180H4ZM18 179V180H17ZM22 181H21V180ZM60 179V180H59ZM80 180V178L79 177H77L76 178V180ZM93 179V180H92ZM4 180V181H3ZM12 180V181H11ZM25 180V179H24ZM29 180V179H28ZM31 180V179H30ZM29 180V181H30ZM33 181H34V179H32ZM80 180V181H81ZM3 181V182H2ZM5 181L7 182V184L5 183ZM16 181V182H15ZM36 181V180H35ZM38 181V180H37ZM36 181V182H37ZM46 181V182H45ZM32 182V181H31ZM35 182V183H36ZM40 182V181H39ZM70 182L71 183H75L76 185H79V184H77L76 182H75V178L73 177V179H72V181L70 180ZM69 182V183H70ZM84 182L88 185V183H90L92 186L94 185L95 186V188H94V186H93V188H91V186H87L86 184H84ZM95 182L97 183V184H95ZM13 183V184H12ZM34 183V182H33ZM61 183V184H60ZM68 183V184H69ZM71 183H70V185H71ZM2 184V185H1ZM10 185V190L12 191L11 192V194H10V191H8L7 192V196L9 197L10 195H11V198L9 197V199L7 200L6 198H5V194H6V189H8V187H9V185ZM22 184V186H23V188H22V186L21 187H19L20 185ZM30 184V183H29ZM75 184H73V186L75 185ZM82 184H83V187H85L84 185H86V189L85 188H83L82 187ZM4 185H5V187H4ZM28 185V184H27ZM33 185V184H32ZM35 185V184H34ZM40 185V184H39ZM57 185V184H56ZM55 185V186H56ZM58 185L56 186V188L58 187ZM75 185V186H76ZM12 186V187H11ZM36 186H38L37 184H36ZM60 187V189L62 190V188ZM97 187V188H96ZM102 187V188H101ZM13 188V189H12ZM18 188H20V189H18ZM28 188V187H27ZM26 188V189H27ZM53 188V187H52ZM83 188V189H82ZM25 189V190H26ZM41 189H42V191H41ZM43 189H45L46 190V194H45V191L43 190ZM49 189H50V187H49ZM55 189V188H54ZM63 189H65V187L63 188ZM82 189V190H81ZM99 189V190H98ZM102 189V190H101ZM3 190V191H2ZM4 190H5V192H4ZM9 190V189H8ZM53 190V189H52ZM85 190H86V193H85ZM101 190V191H100ZM105 190V191H104ZM26 191H29V190H26ZM60 191V190H59ZM81 191H84V192H81ZM92 191H93V193H94V191H95V196H94V194L92 193ZM108 191H110V192H108ZM22 192H23V194H22ZM73 192H75L74 194H73ZM44 193V194H43ZM50 195V193H51V196L53 195L54 197H58V199H56V198H54L53 197V199H51V198H49V197H51V196H49V197H45V196H47L48 194ZM79 193V195L80 196H82V193H84V195L86 194L87 195V197L89 198V196L91 195L92 196V194H93V196L89 199V200H87V199H83L82 197H84V196H82L81 197V199H80V196L79 195H77ZM88 193L90 194V193H92V194H90L89 196H88ZM107 193V194H106ZM109 193H110V195H109ZM19 194H22L21 196L19 195ZM26 194H25V196H26ZM33 194V193H32ZM56 194V195H55ZM59 194V195H58ZM68 194V195H67ZM18 195V196H17ZM58 195V196H57ZM69 197V200H67L66 198H67V196ZM72 195V196H71ZM76 195V196H75ZM85 195V196H86ZM62 196V197H61ZM66 196V198L63 200V201H66L67 200V203L66 202H63L62 201V199L64 198ZM70 196L73 198V203L71 204V202L69 203L68 201H71V199L72 198H70ZM74 196V197H73ZM13 197H15V199L13 198ZM24 197V196H23ZM60 197V198H59ZM79 197V198H78ZM86 198V197H85ZM105 200H104V199ZM47 199H51V201L50 200H47ZM55 199H56V201H55ZM60 199V200H59ZM76 199V200H75ZM78 199H80V201L78 200ZM95 199V198H94ZM1 200H2V202H1ZM40 200V201H39ZM46 200H47V202H46ZM58 200V201H57ZM83 200V201H82ZM84 200H86V201H84ZM103 200V201H102ZM9 201V202H8ZM13 201H14V203H13ZM24 203L25 201H29V202H25L24 204H22V207H21V203L22 202ZM82 201V202H81ZM37 202H38V204H37ZM55 202V203H54ZM85 202V203H84ZM119 202V203H118ZM18 205H16V204ZM39 203H41V205H39ZM47 203V204H46ZM60 204L61 205V207L63 208H61L60 207V205H57V204ZM62 203H65V204H62ZM76 203V204H75ZM15 204V205H14ZM39 205L40 206V208H39V206H37V205ZM56 206H55V205ZM69 204V206H67ZM86 204V205H85ZM103 203H101V205H102ZM117 204L118 205H120V206H122L123 204H124V201H122L121 199L120 200H117ZM7 205V206H6ZM30 205V206H29ZM36 205V206H35ZM66 205L67 207H64V206ZM74 205V206H73ZM104 205V204H103ZM4 206H6L5 208V210L3 211L2 210V208L4 207ZM34 206V207H33ZM44 206H45V209H44ZM52 206V207H51ZM71 206V207H70ZM27 207H29L28 209H29V211H28V209H27ZM46 207L48 208V209H46ZM51 207V208H50ZM56 207V209H54L53 210V208H55ZM39 208V209H38ZM4 209V208H3ZM63 210V211H62ZM69 210V211H70ZM25 213H24V212ZM26 211H28V212H26ZM54 211V212H53ZM56 211V212H55ZM59 211H60V213H59ZM64 212V213H63ZM13 213V214H12ZM27 213V214H26ZM30 213V214H29ZM24 214V215H23ZM34 214H36V215H34ZM61 214V215H60ZM10 215V216H9ZM45 215V216H44ZM46 215H48V216H46ZM54 217H53V216ZM44 216V217H43ZM12 217V218H11ZM20 217H21V219H20ZM23 217V218H22ZM41 217V218H40ZM6 218V219H5ZM28 218V219H27ZM33 220V222L32 221H30L31 219ZM8 219V220H7ZM23 219V220H22ZM12 220H14V221H12ZM22 222H21V221ZM27 220L28 221H30L31 223H33V224H30L29 222H27ZM34 220H35V222H34ZM63 220V221H62ZM9 221V222H8ZM15 221H17V222H15ZM19 221V222H18ZM24 221H25V223L27 222V224H28V226L27 225H25V223H24ZM43 221V222H42ZM13 222H15V225H14V223ZM5 223V224H4ZM7 223V224H6ZM9 223H11L10 225H9ZM19 223V224H18ZM36 223V224H35ZM16 224H18V226H16ZM22 224V225H21ZM31 226H30V225ZM8 225L10 226V227H8ZM13 225H14V227H13ZM24 225L25 226H27V227H25V228H23L24 227ZM45 225V226H46ZM49 225V224H48ZM7 226V227H6ZM21 226H23V227H21ZM50 226V225H49ZM56 225L55 226H52V229H51V231L53 230V232H56L57 231V227ZM16 227H17V230H16ZM42 227H44V226H42ZM41 227V228H42ZM48 227V226H47ZM12 228V229H11ZM22 228V231H25V234L26 235H21L20 236V234L22 233H24V232H22V231H20V229ZM27 228H28V230H27ZM9 229H10V231H9ZM2 230V231H1ZM5 230V231H4ZM60 230H58V232H59ZM4 232H5V234H4ZM11 232V233H10ZM16 232V233H17ZM6 233H10V234H7L6 235ZM12 233L14 234L13 236H12ZM50 233H52V232H50ZM49 235V234H48ZM63 234H61V236H62ZM65 235H66V233H65ZM67 238L69 239V238H73V239H75V240H72L74 243H76V241H78L77 242V244H75V245H72V247H70V245L69 244H67V245H69V247L66 245L65 246V248H66V250H67V252L69 251V253L71 254V257L72 256H74V257H77L78 256V258H79V255L80 256H82V258L84 257V258H86V256L88 255V253H87V251H86V249L83 247V245H82V243H80V241L79 240H81L80 238H76L75 236L73 237V236H71V235H68V233H67ZM66 236H63V238L64 237H66ZM56 237V236H55ZM54 237V238H55ZM78 237V236H77ZM21 238H19L20 239V242H22L21 240ZM28 238V239H27ZM31 238V237H30ZM59 238H62V237H60L59 236ZM66 238V239H67ZM10 239V240H9ZM65 238H64V241L66 240ZM1 240H0V242H1ZM5 241V242H4ZM23 241V242H24ZM31 241V242H30ZM69 242H71L70 241V239L68 240ZM6 243V244H4V243ZM12 242H14L15 243V241H13L12 240ZM42 242V241H41ZM48 242H50L49 240H48ZM65 242H67V241H65ZM81 242H82V240H81ZM18 245H20L21 246V248H22V244H19L18 243V239H17V242H16ZM15 243V244H16ZM72 243V242H71ZM73 243V244H74ZM2 244L0 245V247H2ZM62 245H63V243H62ZM80 245V247L82 248V250L83 251H81V252H79V250L78 249H80V247L78 248V246ZM3 246V248H5ZM8 246V245H7ZM20 246H18L19 247V249H18V252H19V250H23V252L25 253V251H24V249L22 248H20ZM51 245H49V247H50ZM75 246H77V247H75ZM8 247H10V246H8ZM7 247V248H8ZM38 247H39V249H38ZM52 247V246H51ZM50 247V248H51ZM75 247V248H74ZM2 248V250H0V252L1 251H3L4 249ZM31 248H33V249H30ZM42 248H46V246L44 245V247H42ZM41 248V249H42ZM64 247L62 248V249H65ZM73 248V251L71 250V249ZM76 248H78L77 250H75ZM84 248V249H83ZM9 249H11V248H9ZM70 249V250H69ZM39 250V251H38ZM75 250V251H74ZM81 250V249H80ZM84 250L86 251L85 253H84ZM44 251V252H43ZM37 252H36V254H37ZM46 252H48L49 254H50V252L48 251V249L46 248L45 250H42V252H40V255H39V253L36 255V254H34L36 257H38V258H36V259H34V260H37L38 262L36 263V264H50L51 262H52V260H50L48 257H49V255H48V253L46 254ZM71 252H73V253H71ZM84 254H83V253ZM4 254H2V256H1V254H0V257H2L1 259L2 260H4L3 258L7 255V253H6V255H5V252H3ZM22 253V252H21ZM27 253V252H26ZM25 253V255H27V257H25V255L23 256V253H22V255H20L21 257H25L24 259H26V258H29L31 255L32 256H34L33 255V253H31L30 255H29V257H28V253L26 254ZM78 253V254H77ZM81 253V254H80ZM73 254V255H72ZM84 256H83V255ZM45 255H47L46 257H45ZM63 255H65V254H63ZM66 256H67V254H66ZM63 257H65V256H63ZM39 258H40V260L42 261V263H39V262H41L40 260H39ZM81 258V257H80ZM52 259H53V257H52ZM59 259H61L60 257H59ZM65 259H67L66 257H65ZM33 260V261H34ZM62 260V259H61ZM28 261H29V259H28ZM33 261H31L30 263H33ZM50 261V262H49ZM53 262H54V260H53ZM26 263V262H25ZM24 263V264H25ZM27 264V263H26ZM34 264H35V262H34ZM53 264V263H52ZM56 264V263H55Z\"/></svg>",
    "mask_w": 264,
    "mask_h": 264
}]
</instances>
